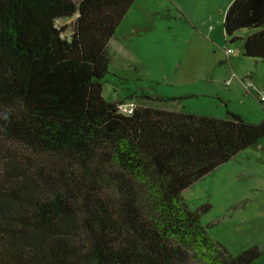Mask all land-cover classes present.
Returning <instances> with one entry per match:
<instances>
[{
	"label": "trees",
	"instance_id": "obj_1",
	"mask_svg": "<svg viewBox=\"0 0 264 264\" xmlns=\"http://www.w3.org/2000/svg\"><path fill=\"white\" fill-rule=\"evenodd\" d=\"M134 1L0 0V264L260 257L214 243L182 194L256 146L264 120L123 114L102 97L108 44ZM223 30L243 57L264 62V0H233Z\"/></svg>",
	"mask_w": 264,
	"mask_h": 264
},
{
	"label": "rangeland",
	"instance_id": "obj_2",
	"mask_svg": "<svg viewBox=\"0 0 264 264\" xmlns=\"http://www.w3.org/2000/svg\"><path fill=\"white\" fill-rule=\"evenodd\" d=\"M233 0H135L108 44L104 100L226 119L264 120V62L229 43L223 21ZM73 20L59 22L70 26ZM248 30L237 34L246 38ZM233 54L227 60L224 48ZM227 83V84H226ZM182 198L210 239L236 257L257 247L264 264V137L190 188Z\"/></svg>",
	"mask_w": 264,
	"mask_h": 264
},
{
	"label": "built area",
	"instance_id": "obj_3",
	"mask_svg": "<svg viewBox=\"0 0 264 264\" xmlns=\"http://www.w3.org/2000/svg\"><path fill=\"white\" fill-rule=\"evenodd\" d=\"M224 53H225L226 59L228 60L230 58V56L233 54V51L232 50H229L227 48V46H225ZM256 98L260 102L261 105H264V95H259L258 94ZM134 108H135V106L133 104H131V105H125L122 109L119 107V110L123 114H131L132 113V110Z\"/></svg>",
	"mask_w": 264,
	"mask_h": 264
}]
</instances>
